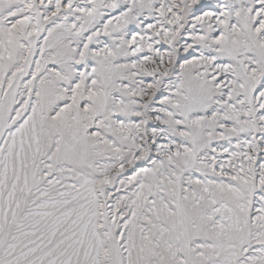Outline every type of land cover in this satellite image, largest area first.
<instances>
[{"label": "snow or ice", "instance_id": "obj_1", "mask_svg": "<svg viewBox=\"0 0 264 264\" xmlns=\"http://www.w3.org/2000/svg\"><path fill=\"white\" fill-rule=\"evenodd\" d=\"M0 264H264V0H0Z\"/></svg>", "mask_w": 264, "mask_h": 264}]
</instances>
